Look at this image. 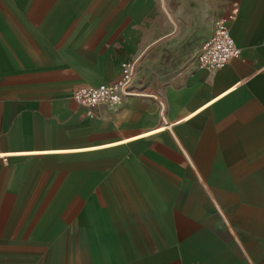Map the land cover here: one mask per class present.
Returning <instances> with one entry per match:
<instances>
[{
    "label": "crops",
    "instance_id": "obj_1",
    "mask_svg": "<svg viewBox=\"0 0 264 264\" xmlns=\"http://www.w3.org/2000/svg\"><path fill=\"white\" fill-rule=\"evenodd\" d=\"M0 264H264V0H0Z\"/></svg>",
    "mask_w": 264,
    "mask_h": 264
},
{
    "label": "built area",
    "instance_id": "obj_2",
    "mask_svg": "<svg viewBox=\"0 0 264 264\" xmlns=\"http://www.w3.org/2000/svg\"><path fill=\"white\" fill-rule=\"evenodd\" d=\"M236 17L233 10L225 17L216 19L211 36L199 47L195 58L196 65L209 70L224 69L230 61L240 57L241 50L237 47L230 32V23ZM136 65L124 62L121 64L119 79L109 85L78 88L73 91L72 99L86 109L107 107L118 109L124 100L134 94L132 84L135 78Z\"/></svg>",
    "mask_w": 264,
    "mask_h": 264
}]
</instances>
